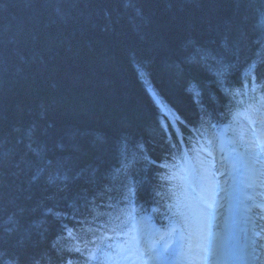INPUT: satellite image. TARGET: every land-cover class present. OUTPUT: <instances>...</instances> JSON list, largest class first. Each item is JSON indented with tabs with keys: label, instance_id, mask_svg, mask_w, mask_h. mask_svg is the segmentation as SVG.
Wrapping results in <instances>:
<instances>
[{
	"label": "trees",
	"instance_id": "1",
	"mask_svg": "<svg viewBox=\"0 0 264 264\" xmlns=\"http://www.w3.org/2000/svg\"><path fill=\"white\" fill-rule=\"evenodd\" d=\"M262 12L264 0H0L2 258L83 262L64 249L114 236L101 226L131 207L117 170L133 156L129 175L147 178L137 213L166 221L167 169L143 157L180 158L264 95L251 92L253 77L264 83Z\"/></svg>",
	"mask_w": 264,
	"mask_h": 264
},
{
	"label": "snow or ice",
	"instance_id": "2",
	"mask_svg": "<svg viewBox=\"0 0 264 264\" xmlns=\"http://www.w3.org/2000/svg\"><path fill=\"white\" fill-rule=\"evenodd\" d=\"M258 26L264 29V12L261 13ZM244 88L247 94V80L244 81ZM261 88H264V83L257 84L253 77L251 92L256 93ZM221 91L227 96L230 89L221 83ZM235 94H239L238 90ZM233 119L237 128L230 138L220 140L218 146L211 139L199 143V146L193 145L191 154L184 152L180 158L173 155L175 162L171 166L167 161L156 164L148 156L143 157L150 164L167 169L166 173L157 174L171 185L172 202L166 204L168 223L162 231H146L143 221L137 217L138 193L147 178L135 180L129 175V169L136 162L133 156L117 170L128 177L124 185L123 200L131 207L121 210L120 215L114 219L110 216V221L101 226L115 236L94 237L92 242L99 240V243L95 250L88 252L85 251L88 243L85 242L81 247L77 241L64 251L79 254L85 258L84 261L74 260L69 256L63 264H161L172 257H179L181 261H187V264H213L221 256L232 255L221 251L216 244L213 221L218 200L221 193L225 192L221 178L236 181L237 176L239 180L234 183L233 188L241 193L242 198L238 203L250 225L246 230L251 233L248 237L251 249L248 255L253 261L264 264V259L259 255L260 251H264V201L257 200L258 189L264 188V95L258 98L257 103L238 112ZM138 147L141 152L144 151L143 145ZM123 151L127 158L126 145ZM43 171L42 168L39 170L40 173ZM37 178L38 176L33 177L34 180ZM226 182L227 179L224 183ZM151 194L153 198L161 196L155 190ZM254 209L261 211L254 212ZM46 214L57 219L63 215L54 212L52 208L47 209ZM257 220L260 221L259 224ZM63 230L69 239H74L72 228L63 225ZM59 239L57 237V241ZM52 246L55 248L56 244ZM3 255L0 252V264H17L14 259L4 260Z\"/></svg>",
	"mask_w": 264,
	"mask_h": 264
},
{
	"label": "rangeland",
	"instance_id": "3",
	"mask_svg": "<svg viewBox=\"0 0 264 264\" xmlns=\"http://www.w3.org/2000/svg\"><path fill=\"white\" fill-rule=\"evenodd\" d=\"M233 117H232V119L227 124L223 125L222 128H221L222 133H221L220 137L222 138V140H225L226 141L228 138H230L232 136V134H233V130L237 128V123L233 119ZM209 139L213 140V138H211V136H209L208 138H206L205 142L207 140H209ZM214 144H216V143L214 142ZM217 144H219V143L217 142ZM225 179H227V182L226 183H224ZM238 180H239V176L236 177V181H238ZM236 181H234L233 179H230V178H223V177L221 178V182L223 183V186L225 187V192L224 193H221V198L218 200L217 211L215 213V219L213 221V233L215 235V242H216V244L218 242V239L221 238V235L222 236H225L226 230H224V229H227V228H223V225H221V224H219L217 222V220H219V218L216 216V214L217 213H220V212H223V213H225V217L226 218H230V215H227V213L229 211H225V209L219 211V206L218 205L222 202L221 199H228L229 201L234 202V200L236 198V191H234L233 185H234V183ZM170 188H171V185L169 184L168 185V189H169L168 191H169V193H170ZM260 190H262L263 193H264V188H260ZM260 211L261 210L258 209V212H260ZM219 225H220V231H218ZM244 249H245V252H246L247 255L251 251V249L249 247V244H246V246L244 247ZM259 255L261 256L262 259H264V251H260L259 252ZM251 261H252L253 264H259V261H253V260H251Z\"/></svg>",
	"mask_w": 264,
	"mask_h": 264
},
{
	"label": "bare ground",
	"instance_id": "4",
	"mask_svg": "<svg viewBox=\"0 0 264 264\" xmlns=\"http://www.w3.org/2000/svg\"><path fill=\"white\" fill-rule=\"evenodd\" d=\"M172 72H175L174 70H172ZM143 86V85H142ZM258 195H264L263 191L258 189ZM257 195V200L259 201H264V198H260L259 196ZM254 212H258L257 209H254ZM257 223L259 224L260 221L257 220ZM240 224H241V235H239V237L237 238L238 242H240V246H239V251L240 252H243L244 251V246L247 244H249V239L248 237L251 235L250 232H247L246 230L250 227V225L248 224L247 220L245 219V216L243 214V217H242V220L240 221ZM247 241V242H246ZM172 264H178L176 262V260H173Z\"/></svg>",
	"mask_w": 264,
	"mask_h": 264
}]
</instances>
